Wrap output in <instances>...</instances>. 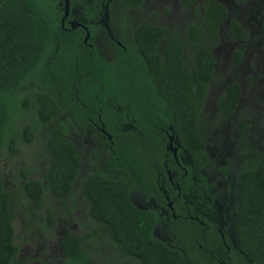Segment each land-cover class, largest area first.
I'll return each mask as SVG.
<instances>
[{
  "label": "trees",
  "instance_id": "16d2710c",
  "mask_svg": "<svg viewBox=\"0 0 264 264\" xmlns=\"http://www.w3.org/2000/svg\"><path fill=\"white\" fill-rule=\"evenodd\" d=\"M122 1L132 7L142 2ZM181 2L190 8L195 0ZM64 3L0 0V264H24L17 257L12 195L1 174L5 151L13 156L20 143L42 139L48 159L44 176L29 177L31 172L24 168L20 191L38 205L46 192L66 203L82 163L70 136L74 124L101 126L107 134L104 167L94 155L83 180L89 215L100 227V237L106 236L121 254L142 264H194L180 248L155 235L158 212L136 206L131 192L136 188L166 202L160 185L163 176L168 178L167 170L177 168L168 149L171 127L189 149L195 167L205 165L201 107L215 76L212 50L226 20L233 39H245L246 31L229 17L221 1L202 0L203 11L189 24L187 40L178 31L167 40L166 28L143 22L136 29L132 51L108 60L84 43L82 28L62 26ZM243 52V47L236 50V62ZM240 95L238 83L226 86L217 100L222 120L235 111ZM126 115L133 124L129 129L119 124L126 122ZM180 174V182L188 180ZM164 188L173 192L169 182ZM237 197L242 246L252 259L250 264H264V161L257 150L248 153L238 174ZM53 221L54 216L48 215L47 223L52 226ZM172 225L185 239L199 232L195 221L181 216L172 218ZM94 240L89 231L80 236L66 230L59 264H96L90 250Z\"/></svg>",
  "mask_w": 264,
  "mask_h": 264
},
{
  "label": "rangeland",
  "instance_id": "374dc122",
  "mask_svg": "<svg viewBox=\"0 0 264 264\" xmlns=\"http://www.w3.org/2000/svg\"><path fill=\"white\" fill-rule=\"evenodd\" d=\"M221 1L229 9V17L242 24L247 37L241 40L229 37L226 20L220 27V41L213 47L217 67L202 109L205 145L213 163L204 174L212 181L216 180V183L221 182V189L225 187L228 191L227 202L230 203L229 199L236 200L237 176L245 166L248 153L257 150L259 159L264 161V0ZM117 7L116 0L112 4L111 14L106 12V8L102 11L105 16L103 20L113 24L114 34L125 27L124 31L128 35L136 23L143 19L165 26L168 34L176 30L184 33L188 24L199 18L202 0H197L190 8H184L180 0H144L140 7L126 11H117ZM73 12L77 17H84L86 11L84 7L76 6ZM120 16L124 17L123 20L129 18L131 23L127 20L124 22ZM119 22L121 26H118ZM95 40L103 57L110 59L114 56L117 49L106 31H100ZM242 44L245 47L244 58L240 64L234 65V51ZM231 81L240 84L242 93L231 119L219 124L217 98ZM61 119H64L62 115ZM70 136L77 145L82 163L72 196L66 203L53 193L46 192L43 204L38 205L24 197L22 190L20 191L24 168L31 172L29 177L44 176L48 159L42 139L37 137L32 142L20 143L13 156L7 151L4 153L1 174L5 187L12 195L10 207L15 226V243L19 247L18 262L59 264L63 258L62 236L69 229L80 236H84L88 231L95 235L96 240L92 241L90 250L96 264H142L132 256L121 254L106 236L100 237L99 234L103 233L89 215V202L83 192V180L91 169L93 155H98L100 166L104 167L109 147L107 136L101 133L97 125L77 124L70 130ZM174 145L181 148L178 136ZM181 157L184 162L191 163L190 153L186 149L182 150ZM131 198L141 208L157 207L156 201L148 198L139 189L132 190ZM161 213L162 221L155 230L156 235L170 246L180 248L194 264H202L195 259L192 246L181 241L171 220L168 219L167 209L163 208ZM48 215L54 216L52 226L47 223Z\"/></svg>",
  "mask_w": 264,
  "mask_h": 264
},
{
  "label": "flooded vegetation",
  "instance_id": "af4514ba",
  "mask_svg": "<svg viewBox=\"0 0 264 264\" xmlns=\"http://www.w3.org/2000/svg\"><path fill=\"white\" fill-rule=\"evenodd\" d=\"M114 2H116V0H76L73 3H71L70 1L69 13L65 17L64 16L65 11H64V15L62 16V19H61L62 26L66 27V24H67L69 28L71 29H77L78 27L82 28L84 32V37H83L84 43H86L92 48H95L96 51L100 54V56L102 55H101V52H99V49L96 45L95 38H96V35L97 37L99 36V32L102 30L106 31L107 36L113 42L115 48L117 49L114 56L117 55V53L123 52V51L130 53L132 51V47L134 46L137 40V34L135 32L139 24L143 22H149L151 24L153 23L148 21L147 19H143L136 23L133 30L128 35L124 31L125 27H123L120 32L118 31L116 32V34H114L113 24L111 22H108V20H103V17L105 16H103L102 14L103 8H106V12H109L111 14V10L113 11L112 4ZM143 2L144 0H142L139 6L132 7V6H125L124 4L126 3L123 2L122 0H117V5H118L117 11H121V10L126 11L129 9L138 8L142 5ZM196 2L197 0H195L194 4ZM97 3L99 4L100 8L97 7L96 9L95 7ZM76 6H82L85 8L86 12H85L84 17L83 16L77 17L75 15L73 10ZM224 6L226 5L224 4ZM202 11H203V5H202ZM120 17L122 20L124 19L123 16H120ZM63 18H64V21H63ZM126 20L128 21V23H131V20L129 18L123 21L125 22ZM197 20H192L191 22H195ZM110 21H112V16H111ZM239 24L242 26L240 22ZM153 25H157V24H153ZM118 26H121V22H119ZM158 26L166 28L163 25H158ZM188 26L186 30L184 31V33L178 31L182 35L184 40H187ZM166 30H167V33H166L167 40H169L171 35L177 31V30L173 31L168 34V29L166 28ZM88 34L89 36L86 40V36ZM220 37H221V34H220ZM229 37H231V35H229ZM235 40H241V39H235ZM165 44L166 43L164 41L162 43L161 50L164 48ZM242 47L244 48L243 55L241 59L236 62L235 60L236 50L241 49ZM237 49L234 51V54H233L234 65L240 64L245 55V47L243 44L240 46V48H237ZM212 52L214 53V49L212 50ZM114 56L110 59L108 58L106 59L111 60L114 58ZM216 61H217V58H216ZM216 67H217V63H216ZM231 82H236V81H231ZM238 85L241 90V86L239 83ZM241 93H242V90H241ZM206 99H207V96H206ZM206 99H205V102H206ZM205 102L203 103L201 107V118H202V109H203ZM216 106H217V102H216ZM234 112L225 121V120H222V117L219 114V110L217 109L218 123L223 124L229 121L232 115L234 114ZM125 119H127L126 122L121 121L119 122V124L122 123V128L123 126H127V128L125 129L131 128L133 126L132 120L127 115ZM98 128L100 131L101 130L103 131L104 135L107 136V134H105L106 131L104 127L99 126ZM171 129L173 133L170 134V136L174 135L173 147H175V149L177 150V158L175 157L174 152L171 150V148H169V145L171 146L170 136H169L168 149L172 153L175 159L177 168H175V170L174 168L172 170H167L168 178L163 176V180L160 185V189L163 190V194H164L166 202L162 204L154 196H150V195L148 196L146 193L142 192L141 190L140 191L143 194H145L148 198H151L156 201L157 207L141 208L138 205H136L133 201L132 202L143 210L155 209L158 212L159 221L154 228V232H156L155 230L157 226L162 221L161 211L163 208L167 209L168 214H169L168 219L171 220V222H172V218L177 219L178 216H181L182 218H184V220L190 219L192 221H195L198 224L199 232H195V234H191L187 239L184 238V236L180 233V231H177V230L175 231L180 236V239L183 243L187 241L188 244L192 246V251L193 253H195V259L199 262L201 261L202 264H250L252 262V259L248 256L247 252L243 248L239 235H238V231H237V220H238V205H237L238 197L237 195H236V200L229 199V201L231 202L228 203L227 201L229 197H228V191L226 190V188L224 187L221 189L220 181H217L216 183L214 182L216 180L212 181L209 177H207L204 174V171L207 170L208 166L211 163H213V161H211L210 159L207 146L205 145L207 162L205 163L204 166L200 168H196L195 161L192 157V154L190 153L189 149L183 146L180 139L179 141L181 143V148H179L177 145H174V140L176 139L178 134L175 132V130L172 127ZM203 133H204V143H205V129ZM108 137L111 138L109 134H108ZM183 149H186L190 153L191 163H186L183 161L181 157ZM180 171L183 172L182 178L185 179L186 177H188V180L180 182V179H179L180 178L179 175H181ZM168 182L170 184L171 189L173 190L172 193H170V191L167 188H164L165 186L168 185ZM236 191H237V180H236ZM177 210L179 211L180 215L177 214L176 212Z\"/></svg>",
  "mask_w": 264,
  "mask_h": 264
},
{
  "label": "water",
  "instance_id": "95a60500",
  "mask_svg": "<svg viewBox=\"0 0 264 264\" xmlns=\"http://www.w3.org/2000/svg\"><path fill=\"white\" fill-rule=\"evenodd\" d=\"M64 8H65V17L68 15L69 13V9H70V0H65V3H64ZM63 21H64V18H63ZM89 34L86 36V40L88 38ZM173 138H174V135L173 136H170V144L171 146L169 145V148H171V150L174 152V155L175 157L177 158V150L175 149V147H173Z\"/></svg>",
  "mask_w": 264,
  "mask_h": 264
}]
</instances>
